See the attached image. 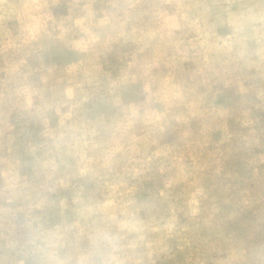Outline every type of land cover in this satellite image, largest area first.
I'll list each match as a JSON object with an SVG mask.
<instances>
[{
  "label": "rangeland",
  "instance_id": "obj_1",
  "mask_svg": "<svg viewBox=\"0 0 264 264\" xmlns=\"http://www.w3.org/2000/svg\"><path fill=\"white\" fill-rule=\"evenodd\" d=\"M0 264H264V0H0Z\"/></svg>",
  "mask_w": 264,
  "mask_h": 264
}]
</instances>
